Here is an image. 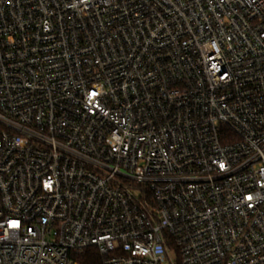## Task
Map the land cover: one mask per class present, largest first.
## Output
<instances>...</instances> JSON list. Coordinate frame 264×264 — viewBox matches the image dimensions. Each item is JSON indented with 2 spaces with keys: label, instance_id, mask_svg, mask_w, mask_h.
<instances>
[{
  "label": "built area",
  "instance_id": "1",
  "mask_svg": "<svg viewBox=\"0 0 264 264\" xmlns=\"http://www.w3.org/2000/svg\"><path fill=\"white\" fill-rule=\"evenodd\" d=\"M264 264V0H0V264Z\"/></svg>",
  "mask_w": 264,
  "mask_h": 264
},
{
  "label": "trees",
  "instance_id": "2",
  "mask_svg": "<svg viewBox=\"0 0 264 264\" xmlns=\"http://www.w3.org/2000/svg\"><path fill=\"white\" fill-rule=\"evenodd\" d=\"M100 262V256L94 250L89 251L83 256L81 264H98Z\"/></svg>",
  "mask_w": 264,
  "mask_h": 264
}]
</instances>
